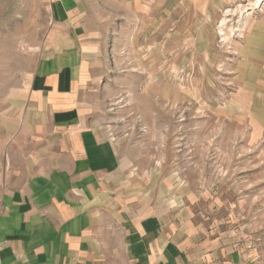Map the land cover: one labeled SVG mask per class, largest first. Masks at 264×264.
<instances>
[{"label":"rangeland","instance_id":"obj_1","mask_svg":"<svg viewBox=\"0 0 264 264\" xmlns=\"http://www.w3.org/2000/svg\"><path fill=\"white\" fill-rule=\"evenodd\" d=\"M105 1L83 0L75 30L92 47L90 36L103 31L96 18H108L100 76L89 87L94 127L121 146L129 180L142 184L152 207L191 216L222 246L223 263L264 264V139L249 129L247 111L234 107L238 46L264 0L225 6L205 30L179 12L184 0H129L114 12ZM168 4L177 6L175 23ZM62 6L0 0V127L24 100L38 54L50 53L53 24L69 21ZM72 31L64 32L74 38Z\"/></svg>","mask_w":264,"mask_h":264},{"label":"crops","instance_id":"obj_2","mask_svg":"<svg viewBox=\"0 0 264 264\" xmlns=\"http://www.w3.org/2000/svg\"><path fill=\"white\" fill-rule=\"evenodd\" d=\"M56 1L70 19L53 24L50 53L38 54L24 100L0 127V264H225L222 246L191 216L145 201L142 184L129 180L121 146L94 127L89 87L100 76L108 18H96L103 31L89 33L90 47L75 31L86 14L83 0ZM236 1L184 0L179 12L192 29L205 30ZM129 2L102 5L114 12ZM166 11L175 23L177 6ZM69 28L74 38L64 32ZM238 48L233 106L247 111L249 129L264 139V11Z\"/></svg>","mask_w":264,"mask_h":264},{"label":"bare ground","instance_id":"obj_3","mask_svg":"<svg viewBox=\"0 0 264 264\" xmlns=\"http://www.w3.org/2000/svg\"><path fill=\"white\" fill-rule=\"evenodd\" d=\"M256 3L258 4V6L261 5V3H259V0H258V2H256ZM256 3L252 6L253 8H256V7H255V6L257 5ZM227 11H228V10H227ZM241 21L244 22L245 20L242 19ZM220 26H221V25H220ZM221 31H224V32H225V30H223V29H221ZM224 32H223V33H224ZM224 36H225V35H224Z\"/></svg>","mask_w":264,"mask_h":264}]
</instances>
